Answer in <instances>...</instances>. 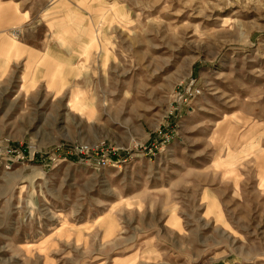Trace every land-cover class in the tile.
Segmentation results:
<instances>
[{
  "label": "rangeland",
  "instance_id": "rangeland-1",
  "mask_svg": "<svg viewBox=\"0 0 264 264\" xmlns=\"http://www.w3.org/2000/svg\"><path fill=\"white\" fill-rule=\"evenodd\" d=\"M0 138V264H264V0H0Z\"/></svg>",
  "mask_w": 264,
  "mask_h": 264
},
{
  "label": "built area",
  "instance_id": "built-area-1",
  "mask_svg": "<svg viewBox=\"0 0 264 264\" xmlns=\"http://www.w3.org/2000/svg\"><path fill=\"white\" fill-rule=\"evenodd\" d=\"M201 93L200 88H193L190 92H186V95L183 99L184 104L189 105L191 101ZM173 140L172 133L169 131H160L159 133V144L164 147L165 145L169 144ZM72 150L79 154V153H87L92 149L93 151H100L101 155L98 157H92L93 162L100 166H108L112 164L118 163L120 160H117L113 157V154H115L117 149H114V152L109 151L106 149L105 141H99L96 144H93L92 146L85 145L82 143H75L72 146ZM25 158L24 152L15 147L11 144L9 139L6 138H0V163H3L6 168H11L15 163L19 162L21 159ZM83 159V158H81Z\"/></svg>",
  "mask_w": 264,
  "mask_h": 264
},
{
  "label": "crops",
  "instance_id": "crops-1",
  "mask_svg": "<svg viewBox=\"0 0 264 264\" xmlns=\"http://www.w3.org/2000/svg\"><path fill=\"white\" fill-rule=\"evenodd\" d=\"M3 46L9 48L10 51L15 52H26L27 50L19 43L17 40L10 41L9 43L7 41L3 42ZM62 70V68H61Z\"/></svg>",
  "mask_w": 264,
  "mask_h": 264
},
{
  "label": "bare ground",
  "instance_id": "bare-ground-1",
  "mask_svg": "<svg viewBox=\"0 0 264 264\" xmlns=\"http://www.w3.org/2000/svg\"><path fill=\"white\" fill-rule=\"evenodd\" d=\"M14 34H16V29L13 31ZM16 36V35H15Z\"/></svg>",
  "mask_w": 264,
  "mask_h": 264
}]
</instances>
